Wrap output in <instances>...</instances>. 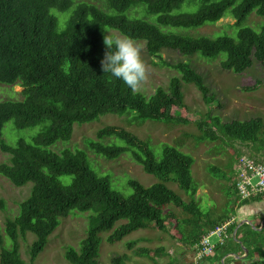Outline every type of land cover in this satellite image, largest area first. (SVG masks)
Returning a JSON list of instances; mask_svg holds the SVG:
<instances>
[{
	"label": "trees",
	"instance_id": "obj_1",
	"mask_svg": "<svg viewBox=\"0 0 264 264\" xmlns=\"http://www.w3.org/2000/svg\"><path fill=\"white\" fill-rule=\"evenodd\" d=\"M52 10L55 13L51 14ZM252 11L264 17V0H0V83L22 88V101L0 103V137L3 124L9 120L16 129L40 126L30 142L19 139L14 146H8L0 140V150L8 156L7 163L0 164V176L14 187L31 183L29 195L19 204L18 215L5 222L12 247L0 249V264H24L18 255V242L25 240L27 233L35 237L28 254L31 264L59 220L72 210L93 209L97 215L78 249L68 247L64 258L69 264H98L102 232H109L106 241L112 244L141 229L165 231L172 222L174 237L180 234L179 241L189 249L203 234L233 216L235 209L264 198L258 195L238 199L233 179L236 161L243 157L240 150L231 166L229 189L234 200H227L226 211L211 219L203 215L194 199L197 186L191 175L193 159L180 149V143L163 145L157 158L146 142L123 128L106 126L97 132L95 141L88 140L86 146L105 159L128 152L144 173L157 179L148 187L128 180L131 193L126 197L111 189L107 177L89 168L83 150L55 153L46 149L57 141L70 140L76 123L92 122L108 114L122 115L127 110L133 112L135 120L166 125L194 123L187 118L182 83L192 84L205 103L213 100L189 61L173 64L178 77H172L165 88L158 87L148 99L134 93L122 80L101 69L107 32L143 41L146 54L153 58L163 50L189 58L197 54L214 58L224 52L226 57L220 67L239 74L251 66L252 59L264 69V25L259 32L240 28L235 39L192 36L190 31L162 32L157 25L196 29L204 23L214 24L227 14L234 25H240ZM149 15L155 16V24L146 20ZM195 123L197 144L215 140L219 134L231 143L247 145L251 158L264 155V122L260 117L221 123L207 114L205 120ZM105 138L120 140L124 146L105 144L101 141ZM63 176L71 177L67 185L58 179ZM166 183H175L190 201L184 202ZM167 207L179 208L188 217L178 221ZM118 221L123 222L113 229ZM259 223L237 228L236 221L229 230V239L216 247L215 263L233 264L232 258L224 257L240 256L245 248L246 264H264V221L259 230L253 228H258ZM197 228H201L200 233L195 232ZM127 259L122 254L111 258L110 263L126 264Z\"/></svg>",
	"mask_w": 264,
	"mask_h": 264
},
{
	"label": "rangeland",
	"instance_id": "obj_2",
	"mask_svg": "<svg viewBox=\"0 0 264 264\" xmlns=\"http://www.w3.org/2000/svg\"><path fill=\"white\" fill-rule=\"evenodd\" d=\"M182 6L185 8V5ZM136 11L139 15L140 11L138 9ZM53 12L55 13V10H52L51 14ZM107 12L110 13V11ZM173 13L176 14L177 11ZM146 20L155 24V16L149 15ZM263 25L264 17H260L256 15L255 11H252L240 25H234V21L227 14L214 24L204 23L196 29L186 30L161 25H157V27L162 32L185 33L190 31L192 36H207L210 38L229 36L235 39L240 28H250L255 32H259ZM105 31H109V29L106 28ZM107 34L119 35L116 31H109ZM136 42L141 48L147 73L145 80L134 93L148 99L158 87L165 88L172 77H178V73L172 68V65L179 61H189L192 69L203 78V82L208 87V96L213 98L208 104L204 102L192 84L182 83L183 101L188 108L187 118L194 123L166 125L150 120H135L133 112L127 110L122 115L108 114L100 116L92 122L76 123L73 125L70 140L57 141L46 149L55 153H59L64 149L72 152L83 150L89 168L96 175L107 177L111 189L126 197L131 193V189L127 184L128 180H136L143 186L148 187L157 182V179L144 173L140 165L131 159L128 152L114 159H105L103 156L93 153L86 146L87 141H95L97 139L96 134L100 129L106 126H114L123 128L146 142L157 158L161 155L163 145L172 146L180 143V149L193 159L191 175L197 186L194 199L197 201L203 215L214 219L226 211L225 204L227 200L230 203L234 200L233 192L229 189L233 176L231 166L234 164L236 151L240 150L244 153L248 151V148L246 145L231 143L221 138L219 134L215 140H206L197 144L194 139V136L198 134L195 121L205 120L208 114L217 118L221 123L232 120L242 121L255 117H260L264 122V69L252 59L251 66L239 74L224 70L220 67V62L226 57L224 52H220L214 58L201 57L199 54L189 58L183 57L175 51L163 50L158 57L153 58L146 54L143 41ZM21 91L22 88L18 85L0 83V103L22 101ZM39 130L40 126L16 129L13 121L9 120L1 128L0 140L8 146H14L19 139L30 142ZM185 134L188 136L183 139ZM101 141L105 144L114 143L118 146H124L122 141L115 138H105ZM261 156L264 160V155ZM7 161L8 156L0 150V164L7 163ZM58 179L67 185L71 177L63 176ZM165 185L177 195H180L184 202L190 201L189 197L175 183H166ZM30 188L31 183H26L22 187H14L4 177L0 176V249L10 250L12 247V242L5 233V222L18 215L19 204L27 198ZM227 190L228 195L226 194ZM166 210L177 216L178 221L188 217L179 208L167 207ZM96 215L97 213L93 209L84 212L70 211L66 217L59 220L58 226L48 237L46 246L31 264H69L64 258L65 250L68 247L78 249L80 241L84 239L90 227L92 218ZM233 215L238 219L241 216L238 209L234 210ZM249 218L251 220V217ZM122 222H116L113 229L117 228ZM171 225L172 222L168 223L165 231L154 228L137 230L112 244L106 241L109 232L100 233L98 264H111V258L122 254H126L128 258L126 264H187V260L190 259L189 251L191 248L187 249V244L182 246L179 241L180 234L177 233L174 237L176 232L173 231ZM261 227L262 223H259L258 228H253L259 230ZM184 228L183 225L178 229L183 232ZM200 231L201 228L195 230L196 233H200ZM34 239L35 237L32 234L27 233L25 240H19L18 242V255L24 264H29L28 254ZM216 240L213 237L210 242L214 243ZM159 249L162 252L156 253L155 251ZM144 251H147L146 255L142 254ZM207 262L209 261L197 262L196 264ZM240 264H246V261L242 260Z\"/></svg>",
	"mask_w": 264,
	"mask_h": 264
},
{
	"label": "built area",
	"instance_id": "obj_3",
	"mask_svg": "<svg viewBox=\"0 0 264 264\" xmlns=\"http://www.w3.org/2000/svg\"><path fill=\"white\" fill-rule=\"evenodd\" d=\"M233 182L240 201L264 195V163L248 156L240 157L235 164ZM235 222V217L230 216L199 238L194 246V264L212 256L216 247L229 239V230ZM213 237L217 240L211 243L210 239Z\"/></svg>",
	"mask_w": 264,
	"mask_h": 264
},
{
	"label": "clouds",
	"instance_id": "obj_4",
	"mask_svg": "<svg viewBox=\"0 0 264 264\" xmlns=\"http://www.w3.org/2000/svg\"><path fill=\"white\" fill-rule=\"evenodd\" d=\"M103 42L106 50L100 61L102 71L122 80L133 91L138 90L147 67L136 40L127 34H107Z\"/></svg>",
	"mask_w": 264,
	"mask_h": 264
},
{
	"label": "crops",
	"instance_id": "obj_5",
	"mask_svg": "<svg viewBox=\"0 0 264 264\" xmlns=\"http://www.w3.org/2000/svg\"><path fill=\"white\" fill-rule=\"evenodd\" d=\"M247 146V145H246ZM245 146V147H246ZM248 148V147H247ZM244 152V151H243ZM242 156H248V157H251L252 155H251V152H250V149L248 148V151L247 152H244V153H242L241 154ZM262 155V154H261ZM261 155H258V156H256L255 158L258 160V159H260V160H262L263 161V163H264V160H263V156H261ZM254 157V156H253ZM259 160V161H260ZM238 210H239V213H240V218L238 219L235 215H233L232 216V214H231V216L232 217H235V219H236V221H238V224L240 223V222H243V221H247V222H249L251 225L252 224H256V222L257 223H263V221H264V198H261L259 201H257L256 203H252V204H248V205H244V206H241L240 208H238ZM249 217H251V220H250V218ZM243 224H245V223H243ZM238 226V225H237ZM240 227V226H239ZM238 228V227H237ZM232 236H233V234H232ZM182 244V246H184L183 245V243H181ZM239 244H240V246H242V244H241V242L239 241ZM195 246V245H194ZM194 246H193V248H191V250L189 251L190 252V256H191V253H192V255H194ZM244 254V253H243ZM242 254V255H243ZM241 255V256H242ZM213 256V255H212ZM211 258V256L210 257H208V258H205V259H203V260H206V259H210ZM194 259H195V256H194ZM203 260H201V261H199V262H203ZM207 261H209V260H207ZM224 261V259H222L221 260V262H223ZM194 262H195V260H194ZM191 264H194V263H191ZM204 264H209V262H207V263H204ZM216 264V263H215Z\"/></svg>",
	"mask_w": 264,
	"mask_h": 264
},
{
	"label": "flooded vegetation",
	"instance_id": "obj_6",
	"mask_svg": "<svg viewBox=\"0 0 264 264\" xmlns=\"http://www.w3.org/2000/svg\"><path fill=\"white\" fill-rule=\"evenodd\" d=\"M216 255H217V253L215 252L213 254V256H211V258L209 259V261L211 260V262H209V264H215V260L214 259H215ZM246 256H244L242 259L238 260V259H235L233 256H231V254H229V255H226L224 257V259L232 258L233 259V264H240L242 262V260H245ZM206 260H208V259H206ZM206 260H203V262L206 261ZM191 263H194V255H192V253H191L190 259L187 260V264H191Z\"/></svg>",
	"mask_w": 264,
	"mask_h": 264
},
{
	"label": "water",
	"instance_id": "obj_7",
	"mask_svg": "<svg viewBox=\"0 0 264 264\" xmlns=\"http://www.w3.org/2000/svg\"><path fill=\"white\" fill-rule=\"evenodd\" d=\"M243 223H245V224H247V225H250L249 222H247V221H243V222H240V223L238 224L237 227L241 226ZM236 229H237V228H236ZM236 229H235L234 232H233V237H234V235H235ZM243 252H244L243 256H236V255H231V256H233L235 259L240 260V259H242L244 256L247 255V249L243 248Z\"/></svg>",
	"mask_w": 264,
	"mask_h": 264
}]
</instances>
